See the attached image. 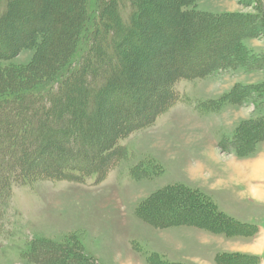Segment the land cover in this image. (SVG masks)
I'll list each match as a JSON object with an SVG mask.
<instances>
[{"label":"rangeland","instance_id":"1","mask_svg":"<svg viewBox=\"0 0 264 264\" xmlns=\"http://www.w3.org/2000/svg\"><path fill=\"white\" fill-rule=\"evenodd\" d=\"M157 1L162 0H150L146 8L151 22L167 24V31L159 30L137 52L135 92L105 102L108 134L86 143L89 153L82 166L97 164L93 156L99 142L134 117L155 111L163 93L171 91L174 99L151 123L117 139L120 152L103 178L90 173L83 181L36 179L13 185L8 206L0 211V264H43L27 258L29 242L71 236L102 264H156L155 254L179 264H264V0L179 2L195 17L196 27L180 72L199 69L207 60L199 55L205 43L193 45L206 29L215 30L210 42L224 48L209 73L169 87L154 56L171 46L175 35L169 7L154 15ZM41 47L39 39L3 64L28 67ZM120 100L131 115L115 112ZM33 161L52 168L57 158L44 153ZM178 184L207 194L220 211L249 225L237 223V231L231 225L228 233L198 225L158 228L139 215L154 193Z\"/></svg>","mask_w":264,"mask_h":264},{"label":"trees","instance_id":"2","mask_svg":"<svg viewBox=\"0 0 264 264\" xmlns=\"http://www.w3.org/2000/svg\"><path fill=\"white\" fill-rule=\"evenodd\" d=\"M87 1L0 0V211L7 208L13 185L36 179L83 181L90 173L103 178L120 152L117 139L151 123L175 97L171 91L163 93L151 114L134 117L132 122L110 132L109 138L96 147L93 160L98 163L82 166L89 153L86 143L108 134L105 102L135 92L140 70L137 52L167 25L151 22L152 12L146 8L150 0H95L89 6ZM181 1L191 0L157 1L153 8L157 16L164 7L171 11L170 30L175 40L154 56L166 73L168 87L178 79L209 73L216 68L212 59L224 48L223 44L210 42L215 30L206 29L193 45L205 43L199 55L207 60L199 69L180 72L178 64L186 62L190 36L196 32L195 17L183 10L182 4L179 6ZM39 39L42 47L28 67L3 64ZM131 41L134 44H126ZM135 43L141 49L134 48ZM120 102L115 112L119 114L122 109L131 115ZM74 125L79 128L74 129ZM44 153L56 156L52 168L33 161ZM151 199L139 207L138 213L158 228L198 225L228 233L231 225L236 231V225H249L220 211L207 194L180 184L157 191ZM206 217L209 219L205 221ZM27 255L30 261L43 264H102L86 254L74 236L63 241L31 240ZM155 255L156 264H179Z\"/></svg>","mask_w":264,"mask_h":264},{"label":"crops","instance_id":"3","mask_svg":"<svg viewBox=\"0 0 264 264\" xmlns=\"http://www.w3.org/2000/svg\"><path fill=\"white\" fill-rule=\"evenodd\" d=\"M239 164V163H238ZM241 165V164H240ZM252 173V172H251ZM254 175V174H253ZM255 176V175H254ZM179 226H181V225H179Z\"/></svg>","mask_w":264,"mask_h":264}]
</instances>
